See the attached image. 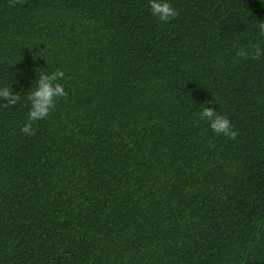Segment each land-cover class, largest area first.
Returning <instances> with one entry per match:
<instances>
[{
	"label": "trees",
	"instance_id": "trees-1",
	"mask_svg": "<svg viewBox=\"0 0 264 264\" xmlns=\"http://www.w3.org/2000/svg\"><path fill=\"white\" fill-rule=\"evenodd\" d=\"M0 0V264H264V0ZM67 101L20 129L41 74ZM230 120L235 139L199 121Z\"/></svg>",
	"mask_w": 264,
	"mask_h": 264
},
{
	"label": "clouds",
	"instance_id": "clouds-1",
	"mask_svg": "<svg viewBox=\"0 0 264 264\" xmlns=\"http://www.w3.org/2000/svg\"><path fill=\"white\" fill-rule=\"evenodd\" d=\"M21 0H10L9 6L15 7ZM151 14L162 22H170L177 18V10L168 2V0H149ZM259 35L264 37V22H259L257 25ZM238 58L245 60L259 59L264 56V47L259 43L250 44L248 49L240 48L236 52ZM65 77L64 71L57 69L51 74H41L35 80V89L27 95V100L30 102V110L28 112L27 121L20 129L26 136L35 135L33 124L37 121L46 119L55 109L58 100L67 101V92L63 85L58 81ZM0 99L5 101V107L15 106L20 100V95H13L7 87L0 88ZM199 121L208 123L212 132L217 136H224L230 139H235L237 132L229 119L220 115L214 108L204 107L198 115Z\"/></svg>",
	"mask_w": 264,
	"mask_h": 264
}]
</instances>
